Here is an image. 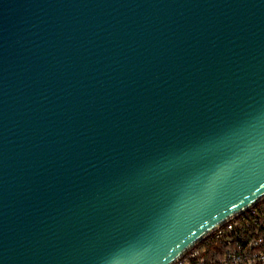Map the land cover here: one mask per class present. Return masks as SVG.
<instances>
[{
	"label": "water",
	"instance_id": "1",
	"mask_svg": "<svg viewBox=\"0 0 264 264\" xmlns=\"http://www.w3.org/2000/svg\"><path fill=\"white\" fill-rule=\"evenodd\" d=\"M264 198V0H0V264H174Z\"/></svg>",
	"mask_w": 264,
	"mask_h": 264
},
{
	"label": "built area",
	"instance_id": "2",
	"mask_svg": "<svg viewBox=\"0 0 264 264\" xmlns=\"http://www.w3.org/2000/svg\"><path fill=\"white\" fill-rule=\"evenodd\" d=\"M174 264H264V198L216 228Z\"/></svg>",
	"mask_w": 264,
	"mask_h": 264
}]
</instances>
